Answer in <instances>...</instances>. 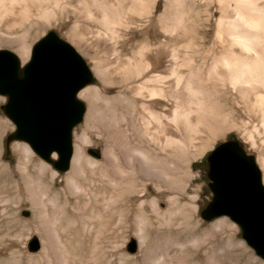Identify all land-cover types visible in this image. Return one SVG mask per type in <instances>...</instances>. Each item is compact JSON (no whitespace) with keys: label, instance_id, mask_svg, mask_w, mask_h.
Wrapping results in <instances>:
<instances>
[{"label":"bare ground","instance_id":"bare-ground-1","mask_svg":"<svg viewBox=\"0 0 264 264\" xmlns=\"http://www.w3.org/2000/svg\"><path fill=\"white\" fill-rule=\"evenodd\" d=\"M65 1L68 0H0V26L4 27L0 28V50L12 51L10 53L19 66H24L36 36H31L29 28L14 36L7 35L8 32L28 21L32 9L38 10V19L45 20L50 15L47 10H41L43 7L60 9ZM120 1L80 0L78 5H71L74 0H69L73 13L79 12L88 22L99 25V36L109 44L111 53L104 58L98 57L86 49L80 37L71 35L77 49L90 59L91 70L99 83L83 87L76 94L77 100L86 102L87 111L84 124L71 131L70 170L62 179L63 186L75 199L74 204H82L83 210L89 209L95 215L99 229L103 227L102 223L108 222V212L114 211L117 222L130 217L137 224L140 235L144 225L155 236L174 235V238L156 242L153 245L156 250L167 248L168 251L170 247H177L174 254L185 256V262L222 264L219 251L210 247L208 253L204 249L206 234L193 220L194 207L181 204L172 210L167 204L169 209L159 211L160 204L155 199V174L162 187L182 193L189 169L187 174L186 169L172 170V163L175 165L176 161L172 155L189 147L185 158L191 161L201 156L209 148L210 140L200 141L197 146L191 145V141L203 130H207L209 134L205 133L213 140L221 137L224 131L234 130L247 150L264 154V0L202 1L205 19L201 37L194 34L191 18L192 13L198 12L201 1L164 0L157 16L161 31L169 39L183 41V45L164 46L168 57L163 68L165 74L157 71L156 62L147 60L145 54L149 49L146 46H140L131 57L123 56L117 47L124 39L114 31L118 21L124 20L126 29L135 23V17L149 21L155 0H128L129 4L124 6ZM179 51L182 52L181 60ZM220 106L228 107V113ZM9 121L0 118V141L4 132L12 129ZM94 139L97 142L94 143ZM18 141L11 145L17 156L16 166L0 162V218L6 219L7 226L14 208L10 201L15 198L28 202L34 213L47 212V206L51 213L57 211L53 201L48 199L45 204L44 198L48 191L55 190L59 176L37 160L25 142ZM96 143L100 145V160L86 156L87 147L92 148ZM220 157V161L226 159L225 154ZM48 158L52 162L55 154ZM167 164H170V172L159 170ZM156 167L159 168L157 171ZM147 183L154 191L151 199H147L148 193L143 188ZM1 193L8 198L3 199L5 194ZM164 197L159 195L158 199ZM159 215L166 220L159 217L158 221L162 219L175 224L176 229L160 231L155 228L156 223L159 227L162 223L156 222ZM236 225L233 221L223 220L212 227V232L221 229L236 232ZM191 234L201 237L179 244L178 237L185 240ZM137 240L140 255L134 257L136 263L162 264L164 253L156 252L159 255L147 259L149 245H145V239L141 237Z\"/></svg>","mask_w":264,"mask_h":264},{"label":"rangeland","instance_id":"rangeland-1","mask_svg":"<svg viewBox=\"0 0 264 264\" xmlns=\"http://www.w3.org/2000/svg\"><path fill=\"white\" fill-rule=\"evenodd\" d=\"M163 1L164 0H155V4L153 5L154 10L149 21H145L144 19L141 20V18L135 17L133 19V23H135L131 26L128 25L127 29L125 28L126 25L124 20L118 21V24L114 26V31L116 35L122 36L124 39V42L122 43L123 46L122 44H120L117 47L118 50H122L123 56L131 57L133 53L137 51V49H139L140 46H146V48L149 49V51H147V53L145 54L147 60L156 62L158 66L157 69H159L157 71L159 73L165 74L163 68L165 67V65H167L168 57L166 52L164 51V46L166 44L183 45V41H178L177 39H169L168 36L163 34V32L161 31L159 23L157 22V16L161 13ZM202 1L204 2L205 0H195V2L197 3L200 2V6L196 14H191L192 24L194 26V34L197 37H201L203 35L202 27L204 25L203 21L205 19V15ZM79 2L80 0H74L71 5H78ZM120 3H122L124 6L126 4L128 5L129 1L121 0ZM68 4L69 0L65 1L60 9H52L50 6H48L47 8L43 7V9L41 10H47L50 15L45 20L38 19V10L32 9L30 14L32 16L28 19V21L24 22L18 28L11 30L7 35H18L23 29L29 28L31 36H36V40L31 45L32 48L33 45L46 33H54L59 40L67 43L73 48V50L81 57L88 70H90L89 72H91L92 81L91 83L84 86V88L97 86L99 81L91 70L92 67L90 59H88L86 56H83L82 53L77 49L76 45L73 43L74 41H72V36L74 35L80 37L81 42L85 44V47L87 46L86 49L92 51L101 58H104L105 56L107 57V55L111 53L109 44L104 39H102L101 36H99V32H101V30L98 24L88 22L83 14L79 12L73 13ZM26 18H28V16ZM2 27L3 25L0 26L1 29ZM1 50H6L13 53L12 51L7 49ZM180 55H182L181 51H179V56ZM155 56L156 60L154 59ZM181 57L182 56L179 57V60H181ZM105 63H108V61ZM0 98H3V101L0 102V118L9 121V119L4 116L1 110L6 102V98L2 95L0 96ZM80 102L83 105L84 112L81 121L77 125H75L71 131L78 130L85 121L87 104L83 100H80ZM221 107L222 111H226L225 113H228V107L226 108V106H220V108ZM224 112L223 114H225ZM9 123L12 129L6 130L2 135L0 141V162L2 164H10L11 167H15L17 164V156L13 154L11 145L14 141L18 140L9 139L11 134L14 132L12 123L10 121ZM205 132L209 134L207 130H203L196 134V136H194L191 141V145L197 146L207 138L208 141L210 140L209 148L204 150L201 156H199L197 159L190 161L185 158L187 157L186 154H188L190 151L189 147H187L186 149L183 148V152L181 153H179L180 151H175L176 153L172 155L174 157V160H176L175 165L174 163H172L173 167L175 168H172V170H175L177 172L178 169L180 171L186 169L185 174H187L189 169V178H187L188 176L185 175L186 178L183 181V185H185L182 192L183 194L175 191L174 189L168 191L167 189L162 187V183H159L161 182L160 179H158L155 174V181L157 180V182H155L157 183L155 184V199H157V204H162V208L159 205V211H163V209H169L170 206V208H172L173 210L181 204H186L187 207L190 206L189 208L194 207L195 211L194 214H192V217L193 220L197 222L198 225L202 228L203 232L205 231L204 233L206 234V242L204 245V249L208 251V253L213 248L214 250L219 251L222 257V264H264V260L257 257L254 251L250 247H248L247 244L241 239L240 229L235 223L234 224L237 227L236 232H231L228 229H221L217 233L212 232V227H214L216 224L223 220H228V222L231 223L232 221H230V219L226 217H219L207 222L203 221L199 216L200 212L205 208L211 198L210 192L207 188V164L205 160L206 156L215 147L229 141L235 142L245 155L253 158L254 163L260 172L261 184L263 183V188L264 154L259 152L258 150H247V146L243 143L239 134L234 130H229L226 132L224 131L221 137L214 140L212 138H209V136ZM93 133L96 134V131H93ZM95 142H97L96 139H94V143ZM96 144L92 146L93 149L91 147H87L86 156L96 160H100V145L98 143ZM34 157L37 160L48 165L50 170L57 173V175L59 176V178L56 179L55 190L48 191L45 194V200L43 199L45 204H47L48 199L52 200L57 211L51 213L47 206L45 208L48 213L43 212V210H41L42 213L41 211H37V213H34L32 207L28 202L18 201L17 198L12 199L10 202L11 204H14V208L12 209L13 215L11 216L12 218L10 221V225L7 226L6 223L8 222L6 221V219L0 218V264H142L139 262L136 263V260H134V257H136L139 253V250H137L136 246L138 237L145 239V245H149V247L147 246V249L152 250H148L149 255L147 254V259H151L156 255H159V253L160 255L161 253H164L162 254V264H204L195 262L193 260H186L185 262V256L174 254L175 251L178 250L177 247H174L175 249L173 247L168 248L169 252L167 251V248H164V250H156V248L153 247V245L155 246L156 242L164 241V239L166 240L170 237L174 238V235L171 234L169 235L170 237L164 236V238L155 236L156 234L154 235L151 230H146L147 225H144V227H146L144 228L142 235H140L137 231V224L130 217L124 221L122 220L120 222H117V218L115 216L116 214L113 213L114 211H111L110 214L108 212L109 216L105 214V219L107 215L108 222L104 224L102 223L103 227L99 229V223L95 215L88 211L89 209L83 210L81 207L82 204H74L75 199H72L70 195L65 191L62 179L65 175H67L70 167H68V169L64 172H57L52 168L51 165V163L56 160V156L52 162H49V160L43 161L35 155ZM179 157L181 158V161L179 160ZM178 165H180L181 167ZM168 166H170V164H167V167L165 166L164 169L162 167H159L160 169L156 167L155 169L157 171L158 168L160 171L167 173L171 170ZM144 185V191H147L146 193H148L147 199L153 198L154 191L151 185L149 183ZM4 194L2 195L4 196ZM163 194L165 195V197L162 199H158V196H164ZM4 197L5 198L3 199L8 198L6 194ZM192 197H194L195 199H191ZM0 198L2 199V197ZM67 199L68 203L65 204ZM163 204L165 205L163 206ZM166 205L169 207L166 208ZM64 206H66V208H64ZM159 217L166 220L159 215L156 218V222H166H163L162 219L161 221H158ZM162 223L160 224V227L156 223L158 227L156 226L155 228H158L160 231L168 230L171 228L176 229L175 224H170L169 222H166L165 224ZM167 225H173L174 227L171 226L169 228ZM198 237H201V235L191 234L185 240L183 237H178L177 239L179 244H183L188 240L197 239ZM151 244L152 246H150ZM210 247L211 249H209ZM165 250L168 253H166ZM156 252L159 253L157 254ZM232 259H235V262ZM230 260H232V262Z\"/></svg>","mask_w":264,"mask_h":264},{"label":"water","instance_id":"water-1","mask_svg":"<svg viewBox=\"0 0 264 264\" xmlns=\"http://www.w3.org/2000/svg\"><path fill=\"white\" fill-rule=\"evenodd\" d=\"M91 81L81 57L52 32L33 45L22 67L13 54L0 51V95L6 98L1 110L14 127L9 139L25 142L43 161L54 153L52 168L66 171L71 130L84 112L76 94ZM219 153L226 159L220 161ZM206 163L211 198L200 218L230 219L238 225L241 239L264 260V188L253 158L229 141L215 147Z\"/></svg>","mask_w":264,"mask_h":264},{"label":"flooded vegetation","instance_id":"flooded-vegetation-1","mask_svg":"<svg viewBox=\"0 0 264 264\" xmlns=\"http://www.w3.org/2000/svg\"><path fill=\"white\" fill-rule=\"evenodd\" d=\"M206 161V160H205ZM207 164V163H206Z\"/></svg>","mask_w":264,"mask_h":264}]
</instances>
